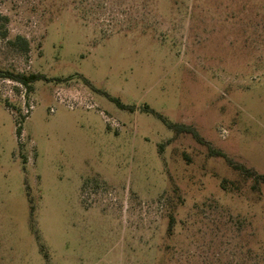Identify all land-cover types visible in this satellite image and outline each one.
I'll return each mask as SVG.
<instances>
[{
	"label": "rangeland",
	"instance_id": "rangeland-1",
	"mask_svg": "<svg viewBox=\"0 0 264 264\" xmlns=\"http://www.w3.org/2000/svg\"><path fill=\"white\" fill-rule=\"evenodd\" d=\"M0 69V264H264V183L164 120L264 174V0H0Z\"/></svg>",
	"mask_w": 264,
	"mask_h": 264
},
{
	"label": "trees",
	"instance_id": "trees-1",
	"mask_svg": "<svg viewBox=\"0 0 264 264\" xmlns=\"http://www.w3.org/2000/svg\"><path fill=\"white\" fill-rule=\"evenodd\" d=\"M20 41H21L22 47L24 49H27V46H28L27 40L21 36H18L15 39V43L18 44V43H20ZM2 74H5L6 76H10L12 78H15L16 80L25 84L28 88L32 87L33 82L44 77V74H42V73L25 74V73H20V72L15 73V72H11V71H3L2 69H0V75H2ZM164 120L167 123V125L171 128H174L177 131V133H181V132L191 133L197 139V141L207 145L212 154H214L216 156L223 157L233 169L239 171L245 177L254 179L255 183H264V174L259 173L257 170H255L253 168L247 167L245 164H243L241 162L234 161L232 158H230L221 149H215L209 142L204 140V138L199 134V132L197 131V129L193 125L185 124V123H172V122H169L168 120H166L165 118H164ZM17 130L20 133L19 126H18ZM173 224H174V218L171 217L170 223H169V229L173 227Z\"/></svg>",
	"mask_w": 264,
	"mask_h": 264
},
{
	"label": "built area",
	"instance_id": "built-area-1",
	"mask_svg": "<svg viewBox=\"0 0 264 264\" xmlns=\"http://www.w3.org/2000/svg\"><path fill=\"white\" fill-rule=\"evenodd\" d=\"M31 107H33V105Z\"/></svg>",
	"mask_w": 264,
	"mask_h": 264
}]
</instances>
